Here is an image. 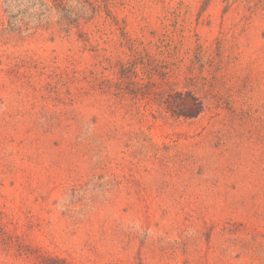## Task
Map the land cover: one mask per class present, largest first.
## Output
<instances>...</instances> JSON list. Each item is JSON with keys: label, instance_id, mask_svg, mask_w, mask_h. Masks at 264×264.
I'll use <instances>...</instances> for the list:
<instances>
[{"label": "rangeland", "instance_id": "rangeland-1", "mask_svg": "<svg viewBox=\"0 0 264 264\" xmlns=\"http://www.w3.org/2000/svg\"><path fill=\"white\" fill-rule=\"evenodd\" d=\"M0 264H264V0H0Z\"/></svg>", "mask_w": 264, "mask_h": 264}, {"label": "trees", "instance_id": "trees-1", "mask_svg": "<svg viewBox=\"0 0 264 264\" xmlns=\"http://www.w3.org/2000/svg\"><path fill=\"white\" fill-rule=\"evenodd\" d=\"M192 100L194 102H196V99L195 98H192ZM200 108H201L200 104L196 103L195 110H193V112H191L190 114H185L183 111H180V112L176 113V115H178V116H184V117H188V118H195L199 114Z\"/></svg>", "mask_w": 264, "mask_h": 264}]
</instances>
